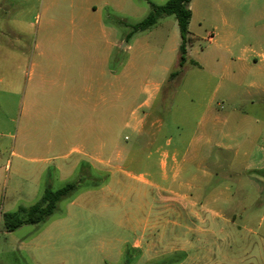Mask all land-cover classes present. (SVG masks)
Masks as SVG:
<instances>
[{"label": "rangeland", "instance_id": "374dc122", "mask_svg": "<svg viewBox=\"0 0 264 264\" xmlns=\"http://www.w3.org/2000/svg\"><path fill=\"white\" fill-rule=\"evenodd\" d=\"M12 1L25 0H0V264H264V168L253 164L264 166V153L253 154L251 161V140L264 136V78L260 86L237 87L223 72L209 70L213 62L230 60L218 52L223 12L238 23L228 38L235 55L241 49L264 54V0L191 1L194 41L188 49L202 69L190 60L179 67L175 16L128 39L132 26L150 13L149 0H123L122 8L106 9V20L117 16L124 22L116 35L131 48L113 50L112 138L107 133L113 146L96 153L88 149L87 157L76 123L83 117H42L27 105L29 69L20 67L9 48L26 46L33 54L36 26L21 39L13 34ZM61 5L66 17L75 13L72 0ZM214 35L219 39L210 42ZM14 65L20 68L10 84ZM138 117L145 120L141 132L125 126ZM174 150L178 182L192 181L201 190L183 188V200L144 195L142 177L172 175L160 159ZM81 158L87 161L75 170H61ZM69 182L81 187L45 223L6 230L5 213L32 206L46 188ZM146 222L157 227L143 232ZM149 240L156 242L157 253L146 250ZM173 243L187 252L164 254Z\"/></svg>", "mask_w": 264, "mask_h": 264}, {"label": "crops", "instance_id": "0c3cea01", "mask_svg": "<svg viewBox=\"0 0 264 264\" xmlns=\"http://www.w3.org/2000/svg\"><path fill=\"white\" fill-rule=\"evenodd\" d=\"M226 1L222 0L223 4H226ZM72 3L75 13L71 17H66L62 11V0L12 1L11 5L14 9L10 14V26L13 34L21 39V37L30 35L34 26H36V33L33 47L30 50L33 54L27 52L26 46H13L9 48V53L13 55L15 61L20 58L21 68L27 66L29 69L30 74L23 89V95L31 111L42 117H83V120L78 119L79 122L76 123L79 125L78 133H80L83 156L87 157L90 155L86 152L88 149H93V153H96L95 149H107L113 146L111 141L113 133L111 125L114 86V72L111 68L113 50L119 46L129 51L131 46L127 41L124 43L123 40L117 38V27L122 26L118 23L120 18L115 16L108 21L104 14L108 8H122L123 0H72ZM191 11L193 17V10ZM220 19V29L223 35L219 43L221 50L218 52L230 60L224 62L223 65L218 61L213 62L209 70L213 75L220 71L223 72L229 83L237 87L260 86V80L264 78V54L241 49L240 53L235 55L234 47L229 44L228 38L238 27L237 20L229 18L224 12ZM190 37L193 42L194 38L191 34ZM217 39L219 37L214 35L209 40L216 42ZM187 58L194 61L195 66L204 68L202 63L190 54L188 48ZM18 67L14 65L10 71V84L14 83ZM158 91L160 88L157 89ZM207 113L214 114V111L209 109ZM144 122L142 117H138L131 123L128 121L125 126L141 132ZM92 133L100 134L93 136ZM107 133H110V139H107ZM251 143L254 148L251 154V161H253L252 157L255 156L253 154L258 153L260 156L264 153V136L258 135L251 140ZM217 145L224 149L230 147L221 142ZM86 161L85 158H81L78 163L61 167V170L73 171L80 163ZM261 162L253 161V164L264 168ZM160 164L164 171L170 168L172 175L170 176L167 172L161 175L148 173L151 179L142 177V182L148 187L144 189V195L151 193L154 196L159 192L180 197L183 200L186 199V195L180 193L183 188L189 191L195 189V192L201 190V187L192 181L184 184L178 182L180 174L176 150L162 152ZM226 189L230 190V187L227 186ZM154 207L151 206L152 209ZM156 227V222H146L143 232ZM147 246V251L154 250L157 253L156 242L149 240ZM136 247L141 248L142 243L138 241ZM171 252L186 253L187 248L173 243L169 249L163 251L164 254Z\"/></svg>", "mask_w": 264, "mask_h": 264}, {"label": "trees", "instance_id": "16d2710c", "mask_svg": "<svg viewBox=\"0 0 264 264\" xmlns=\"http://www.w3.org/2000/svg\"><path fill=\"white\" fill-rule=\"evenodd\" d=\"M192 0H168L163 5H157L149 0L151 11L145 19L132 26V32L128 35V39L138 33L146 31L155 26L159 19L165 16H175L181 36V45L179 47L180 56L178 65L182 68L187 62V48L192 42L189 33V24L192 18L190 3ZM119 24L124 22L119 20ZM196 64L194 61H190ZM178 72L171 74L174 77ZM81 187L79 182H69L62 188L53 190L46 188L42 197L32 206H20L15 212H8L3 215L5 228L8 232H13L23 225H37L45 223L58 209L61 201L69 198L74 192Z\"/></svg>", "mask_w": 264, "mask_h": 264}]
</instances>
